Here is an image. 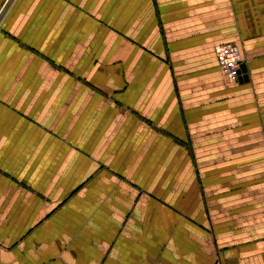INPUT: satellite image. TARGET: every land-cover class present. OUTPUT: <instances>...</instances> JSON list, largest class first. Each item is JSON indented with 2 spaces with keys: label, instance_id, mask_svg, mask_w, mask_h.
Segmentation results:
<instances>
[{
  "label": "crops",
  "instance_id": "obj_1",
  "mask_svg": "<svg viewBox=\"0 0 264 264\" xmlns=\"http://www.w3.org/2000/svg\"><path fill=\"white\" fill-rule=\"evenodd\" d=\"M3 10L0 264H216L200 245L179 248L178 221L208 243L201 160L233 175L227 163L240 161L239 181L255 166L238 207L264 189V0H0ZM227 42L247 80L217 65Z\"/></svg>",
  "mask_w": 264,
  "mask_h": 264
},
{
  "label": "rangeland",
  "instance_id": "obj_2",
  "mask_svg": "<svg viewBox=\"0 0 264 264\" xmlns=\"http://www.w3.org/2000/svg\"><path fill=\"white\" fill-rule=\"evenodd\" d=\"M243 74L240 71L238 81ZM215 146L219 147V144ZM262 146L264 147V144ZM197 147L199 145L195 144V148ZM243 149H241L242 152H244ZM232 151L235 150L232 149ZM225 154L223 153V155ZM235 162L227 163L228 169L238 171L236 175H233L230 170L227 171L228 173H221L217 169V161H200L199 167L202 177L200 185L204 191L202 192V200L205 199L207 201L204 209L206 216H208L204 222L200 223L207 228L208 243H204L205 239L203 236H201L200 241L196 238L193 230L190 229L192 224L189 221H184V223L178 221V225L184 226L183 229L179 228L178 230L182 229L180 232L183 233H180L183 239L180 241L179 248L189 251L194 250L192 247L200 245L198 249H200L202 257L207 256L209 252L211 256L214 255L216 264H264V198L261 199L260 197L264 196V189L257 190L258 192L254 191L253 197L249 198V206L238 207L240 205L239 202L235 203L233 201L234 194L247 188V183H244V181L247 182V179L249 180L248 182H253V185H256L258 175H255V166H250L248 167L249 176L245 179L242 176L241 181L236 180L241 178L242 172L241 174L239 172L240 161H237L239 164ZM233 163L234 165H232ZM242 183L246 186H241L240 184ZM249 188L253 189L255 187ZM257 195H259L258 198H256ZM185 217V219H191L188 216ZM243 217L245 219H242ZM255 217H258V219H254ZM172 219H179V216L174 215ZM187 224L189 230L188 226L185 228ZM176 226L177 223L171 225L170 230ZM186 230L188 232H185ZM173 244L176 243L172 242L171 245Z\"/></svg>",
  "mask_w": 264,
  "mask_h": 264
},
{
  "label": "built area",
  "instance_id": "obj_3",
  "mask_svg": "<svg viewBox=\"0 0 264 264\" xmlns=\"http://www.w3.org/2000/svg\"><path fill=\"white\" fill-rule=\"evenodd\" d=\"M216 62L221 71L232 81H238L240 66L243 63L239 45L231 42L221 43L214 48Z\"/></svg>",
  "mask_w": 264,
  "mask_h": 264
},
{
  "label": "water",
  "instance_id": "obj_4",
  "mask_svg": "<svg viewBox=\"0 0 264 264\" xmlns=\"http://www.w3.org/2000/svg\"><path fill=\"white\" fill-rule=\"evenodd\" d=\"M5 10V9H4ZM4 10L0 13V18L2 17V14H3V12H4ZM241 72H243L244 74L242 75V78H240V80H247V74L245 73V71H246V66H245V64H241V70H240ZM239 80V81H240Z\"/></svg>",
  "mask_w": 264,
  "mask_h": 264
}]
</instances>
